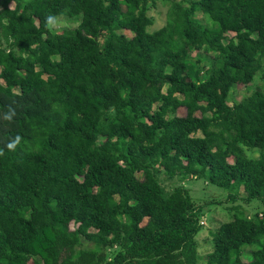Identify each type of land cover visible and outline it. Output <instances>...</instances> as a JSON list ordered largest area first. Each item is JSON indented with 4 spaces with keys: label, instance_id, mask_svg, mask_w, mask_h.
Segmentation results:
<instances>
[{
    "label": "trees",
    "instance_id": "16d2710c",
    "mask_svg": "<svg viewBox=\"0 0 264 264\" xmlns=\"http://www.w3.org/2000/svg\"><path fill=\"white\" fill-rule=\"evenodd\" d=\"M161 1L0 0V264H200L189 179L261 209L202 264H264V0Z\"/></svg>",
    "mask_w": 264,
    "mask_h": 264
},
{
    "label": "rangeland",
    "instance_id": "374dc122",
    "mask_svg": "<svg viewBox=\"0 0 264 264\" xmlns=\"http://www.w3.org/2000/svg\"><path fill=\"white\" fill-rule=\"evenodd\" d=\"M10 6L12 7L13 4L11 3ZM166 12H167V5L163 4L161 0H156V3L154 6L151 5L149 8L148 14L152 16V20L154 22L153 26L150 28L151 31H154L156 29L161 28L165 24L166 20ZM197 19L201 22L202 25H206V19L204 16L200 13L197 14ZM78 24V21L72 20L70 18L66 17H59L56 19L55 23L52 26V29L56 32H61L63 30H70L74 29ZM124 35H126L128 38L132 37V34L128 31L122 32ZM229 36H233V34H229ZM195 53H193L194 55ZM260 84V83H257ZM253 85H242L239 84L235 88L232 89L231 94L229 96L228 104L233 105L235 102L238 103L244 95L250 93L253 90ZM178 116H184L185 110L184 108H179L177 111ZM232 162V160L230 161ZM173 182H171L172 184ZM166 186H170L169 182H165ZM185 188L188 189L193 199L198 204H205L207 205L205 210V215L201 218V231L196 237L197 247H198V255L200 258L199 263L202 264L205 260L206 255L210 252L211 248L210 245L211 237L209 232L215 231L222 223L229 221L231 218V211L230 207L232 206H240L243 204L244 206H241L240 211H244V209L248 213H254L257 211H260V205L253 201L250 205H246L245 202L241 199L243 196L240 194V196H237L236 203H230L229 201L226 202V199L228 198V192H225L223 190H220L216 187L209 186L202 180H194L189 179L185 184ZM169 187V188H170ZM245 205L247 207H245ZM245 212V211H244ZM71 229L75 228V225H70ZM110 251L109 254H111Z\"/></svg>",
    "mask_w": 264,
    "mask_h": 264
}]
</instances>
